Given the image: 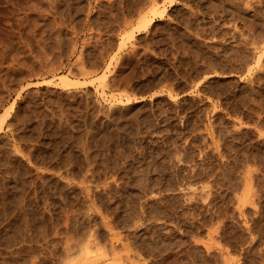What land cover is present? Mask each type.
Returning a JSON list of instances; mask_svg holds the SVG:
<instances>
[{
    "label": "rangeland",
    "instance_id": "obj_1",
    "mask_svg": "<svg viewBox=\"0 0 264 264\" xmlns=\"http://www.w3.org/2000/svg\"><path fill=\"white\" fill-rule=\"evenodd\" d=\"M0 264H264V0H0Z\"/></svg>",
    "mask_w": 264,
    "mask_h": 264
},
{
    "label": "bare ground",
    "instance_id": "obj_2",
    "mask_svg": "<svg viewBox=\"0 0 264 264\" xmlns=\"http://www.w3.org/2000/svg\"><path fill=\"white\" fill-rule=\"evenodd\" d=\"M154 9H152V11H153ZM142 17H144V16H142ZM144 19H145V17H144ZM147 19V18H146ZM150 21H151V19L150 20H148V21H146V22H144V24H143V26L144 27H146L149 23H150ZM141 23H142V21H140ZM140 26V25H139ZM138 26V27H139ZM141 27V26H140ZM139 27V28H140ZM60 76V79L62 78L63 79V81H65V84H69V80L68 79H66V77H65V75H59ZM61 79V80H62ZM64 83V82H63ZM71 83V82H70ZM172 97V96H171ZM3 115H4V113H2ZM2 118H4V117H2ZM80 119V118H79ZM2 120V119H1ZM3 121V120H2ZM2 123V122H1ZM107 125V124H106ZM119 125V124H118ZM86 126V125H85ZM43 128V127H42ZM106 129V128H105ZM78 130V129H77ZM83 131V130H82ZM49 132H51V131H49ZM59 134V133H58ZM63 134V133H62ZM67 134V133H66ZM62 136V135H61ZM102 142V141H101ZM45 150V149H44ZM43 151V150H42ZM39 152V151H38ZM36 158V157H35ZM11 199V198H10ZM10 223V222H9Z\"/></svg>",
    "mask_w": 264,
    "mask_h": 264
}]
</instances>
